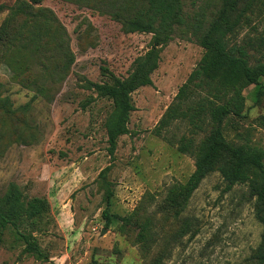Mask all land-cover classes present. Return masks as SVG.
I'll list each match as a JSON object with an SVG mask.
<instances>
[{"label":"rangeland","instance_id":"374dc122","mask_svg":"<svg viewBox=\"0 0 264 264\" xmlns=\"http://www.w3.org/2000/svg\"><path fill=\"white\" fill-rule=\"evenodd\" d=\"M18 1L0 0V195L15 183L28 198H47L50 207L22 228L44 257L25 252L24 241L7 229L0 264H91L93 259L150 264L159 257L164 264H245L255 256L264 224L245 184L229 189L214 172L181 212L168 201L171 188L186 183L195 170V157L179 150L182 137L198 141L203 135L188 118L158 127L204 54L191 30L176 28L161 50L153 83L132 93L129 132L110 155L105 123L113 103L94 84L109 73L126 76L135 58L151 47L152 33L127 31L112 15L116 6L140 2L94 0L90 6L88 0H43L32 4V14L15 15L4 35L2 27ZM217 2L184 3L192 16L209 13ZM128 7L124 15L133 12ZM38 21L46 32L37 48L32 32ZM263 35L264 18L255 16L240 29L237 41L251 38L257 48ZM67 48L74 54L71 63ZM261 50L251 52L264 58V46ZM259 90L264 92V78L243 90L242 116L225 120L230 142L264 149V94ZM194 92L180 110L205 95ZM104 210L110 215L108 226ZM134 211L149 220L145 243L135 238V228L122 225Z\"/></svg>","mask_w":264,"mask_h":264},{"label":"trees","instance_id":"16d2710c","mask_svg":"<svg viewBox=\"0 0 264 264\" xmlns=\"http://www.w3.org/2000/svg\"><path fill=\"white\" fill-rule=\"evenodd\" d=\"M42 1L19 0L18 6L9 15L6 27H2L4 35L8 34L5 28L9 27L15 15L22 12L32 14V4ZM88 1L92 2L89 4L92 6L94 0ZM130 1L140 3L133 7L116 6L112 15L124 23L127 31L152 33V43L149 50L135 58L126 76L109 73L107 80L94 84L99 95L111 99L113 103L105 123L109 154L115 153L119 138L129 132L130 116L135 110L132 93L153 83L152 74L161 61L162 48L172 40L176 28H187L197 37L205 51L187 82L179 88L175 103L168 107L158 127L166 126L175 118H188L193 129L203 131V135L198 141L193 136L182 137L179 150L195 157V170L186 183L171 188L168 201L176 205L178 213L181 212L200 183L209 174L218 172L229 189L235 184L247 186L255 198L256 217L264 224V149L247 142H230L223 131V124L228 117L242 116L245 107L243 90L251 84L260 85L264 78V58L255 57L251 52V49L262 51L264 35L257 48L253 46L251 38L237 41L240 29L251 24L253 17L264 18V0H219L209 13L202 10L192 16L185 10V0ZM126 7L131 9L130 12L133 11L130 15L122 13ZM43 32H46V25L36 22L32 41H36L37 48L38 42L42 43L40 34ZM67 52L71 63L74 54L69 48ZM198 90L204 91L205 95L193 105L188 104L186 109L180 110L182 103L192 100L191 95ZM260 91V94H264ZM111 195L112 191L106 194L108 205ZM49 207L47 198H28L17 184L11 183L8 190L0 195V241L2 233L12 229L24 241L25 252L43 258L44 254L36 239L22 228L44 215ZM103 214L108 226L110 215L107 210ZM122 221L123 226L136 229L135 238L139 242H147L149 220L141 212L134 211L123 217ZM91 264L102 263L93 259ZM150 264L164 263L159 257ZM245 264H264V237L255 256L247 259Z\"/></svg>","mask_w":264,"mask_h":264}]
</instances>
